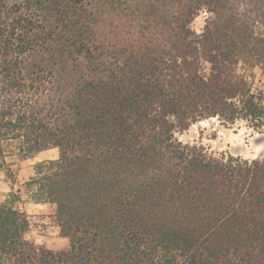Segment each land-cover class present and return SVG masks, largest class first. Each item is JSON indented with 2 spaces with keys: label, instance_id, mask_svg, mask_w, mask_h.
Listing matches in <instances>:
<instances>
[{
  "label": "trees",
  "instance_id": "16d2710c",
  "mask_svg": "<svg viewBox=\"0 0 264 264\" xmlns=\"http://www.w3.org/2000/svg\"><path fill=\"white\" fill-rule=\"evenodd\" d=\"M254 68L264 0H0V264H264V154L177 135L264 134ZM52 148L20 186L18 162ZM24 191L68 248L27 237Z\"/></svg>",
  "mask_w": 264,
  "mask_h": 264
},
{
  "label": "rangeland",
  "instance_id": "374dc122",
  "mask_svg": "<svg viewBox=\"0 0 264 264\" xmlns=\"http://www.w3.org/2000/svg\"><path fill=\"white\" fill-rule=\"evenodd\" d=\"M204 23L203 16L194 22L199 31ZM253 90L264 92V74L259 68L249 71ZM183 141L203 144L210 152H221L241 155L245 158H254L264 154V134L249 127L245 121L235 124H225L217 118H209L191 125L183 133L177 134ZM58 157V149L52 148L39 152L34 157L18 162L19 185L34 174V165L45 159ZM24 189V187H23ZM11 191V182L3 171H0V204L3 203ZM18 208L27 212L30 220V229L27 237L54 250L66 249L69 240L61 236L58 225L54 220L55 206L49 203H34L24 191L23 202L16 204Z\"/></svg>",
  "mask_w": 264,
  "mask_h": 264
}]
</instances>
